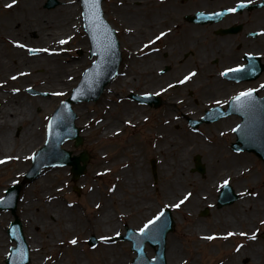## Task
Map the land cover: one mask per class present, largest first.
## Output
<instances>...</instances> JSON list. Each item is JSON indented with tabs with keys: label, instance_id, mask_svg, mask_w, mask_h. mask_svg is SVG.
<instances>
[{
	"label": "rangeland",
	"instance_id": "obj_1",
	"mask_svg": "<svg viewBox=\"0 0 264 264\" xmlns=\"http://www.w3.org/2000/svg\"><path fill=\"white\" fill-rule=\"evenodd\" d=\"M39 1H41L40 10L43 12V18L40 22H37L38 24L35 26L34 30L30 32L19 31V29L15 30V27L12 26L8 20L10 19L9 16L0 14V50L4 62L7 61L5 59L8 57L9 41L7 39V42L6 39L2 37L3 35H8L17 39L20 38L26 42H29L30 39L36 40L34 42H29L31 45L27 47L39 49L36 44L39 43L38 40L40 35L45 31L56 33V29L58 28L56 27V19H45L54 8L60 5V1L56 0V5L51 8H45L44 4L46 0ZM74 3L77 6V11L69 21L71 28L67 29V25L62 23L66 29L69 30H65L69 32L66 37L70 36L72 39L69 40L67 44H63L62 53L59 57L60 61L57 62L64 66L74 65L72 66L74 71L70 70L66 76L63 77V80L60 81L58 86H52L47 83L49 81L46 79L45 68L42 65L37 69V72L40 74V81L37 83H30V80L23 81L21 79L20 82L25 84L23 86H21V83L14 81L6 82L7 84L4 87V83L0 85V88H4L10 93L11 98L13 95L17 96V98L12 101L10 99L8 103L5 102L7 101L5 99L0 102L2 115L4 114L3 109L5 110L8 108L9 110H14L15 115L19 118L29 113H32L35 118H37L39 144H37L35 150L41 147L45 141V125L50 114L54 108L58 106L60 101L69 95L71 89L79 82L84 69L90 65V58L87 55V40L81 26L82 19L79 0H74ZM125 24L127 25L128 21H126ZM114 26L116 27L115 24ZM59 35L60 33L57 36ZM78 49L82 50V54H77ZM36 55H38V52L32 54L25 49L26 57L30 58ZM21 66L23 69L29 68L26 59L21 63ZM13 70L12 67L6 64L1 66L0 80L4 79L2 76L8 77V74H12ZM60 74L61 72L57 76ZM70 76L72 79H69ZM120 82L121 76L113 79L109 85L110 87H105L103 93L95 102H80L73 105V110L77 115L76 125L80 130L83 140L78 146H74L73 140H68L62 147L71 150L74 154H78L82 150L88 152L87 166L82 177L73 181L71 179L69 166L47 167L44 168L40 176L32 182L26 181L22 183L23 175L30 166L31 156L29 159L25 160L26 166L23 172L17 176H14L12 173L15 163L14 160L6 162V166L0 167V195L3 194L4 188L10 184L18 183L20 185L15 216L21 221L23 233L28 241L30 253V261L28 264H53L61 255V257L66 260L67 264H78L76 261L77 259L80 264H101L99 261L101 258H109V250L105 249L103 246L104 244L109 247H114L118 252H122V257L127 259L128 264H131L135 254L130 249V243L127 241L114 240L113 237L122 235L126 226L139 229L145 222L155 216L161 208L166 206L171 209L174 220L173 230L168 233L166 237V251L172 244L178 247V264H222L228 261L230 257L240 255L243 251L247 252L248 244L251 246L254 242L256 245L262 247L264 253V238L262 237V233H264V224L260 223L259 214L253 217L250 212H240L236 209V203L239 200L247 204H252L256 201L264 202V171L259 168L261 163L254 161L255 157H252L248 153L236 154L229 151L225 143L233 139L231 134L221 137L211 128H202V134L192 133L187 128L184 119L178 116H169V114H165V112L162 114L148 113V111L137 106L136 103L128 97L135 89L140 88L145 90L148 87L135 85L140 81L136 82L134 77L132 80L124 82V84L126 83L125 86H122ZM40 83H43V88L37 87ZM26 88L36 91L37 95L26 93ZM13 89H19L18 93L14 94L16 91H13ZM57 92H62L65 95H53V93ZM37 102L39 106L36 107L35 103ZM15 103L21 105L22 109H15ZM136 108L140 109L135 112ZM76 110H78L79 114ZM109 110L121 113L122 116L116 123L119 124V131L110 138L105 139L99 137L100 129H96L95 124L99 121V118L102 117V115L104 116L105 113H108ZM80 111L86 112V115L96 117L95 121L91 124L83 125V117ZM132 112H134V114ZM130 114H133L134 117L142 116L144 119L140 123L134 125L126 123V121L133 119L130 117ZM146 117L147 120L145 121ZM164 118H167L166 120L169 122L172 120L175 121L171 122L170 126L164 125L165 136L166 138L172 137L176 142L181 144L176 150V153L184 152V161L186 163L185 173L194 179V186L191 189L195 187L196 189H203L204 186L211 188V191L203 189L206 194V199L198 205L190 204V201L187 200L181 204L179 208L172 207L171 205L179 203V200L175 201L178 196L177 198H167L163 190L165 187L164 181L167 178V176L163 174L164 169H169L167 161H169V159H174L176 154L168 155L158 153L152 150L151 147L155 144V133L153 128L158 124L162 125L165 121ZM228 125H230V123L227 124V126ZM9 131L10 130L7 128L4 129L3 132L6 134ZM21 132L24 133V126L22 124H17L13 128L11 136L7 138L9 141L7 147H10V149H16L18 147L19 142L17 139L14 140L13 137L19 138ZM17 134L19 135L17 136ZM22 136H24V134ZM13 144L15 145L13 146ZM133 144L136 146L131 147ZM29 146L30 145L24 147L20 146V148L26 150ZM136 149L138 153V165L140 164L142 176L147 177L149 183L147 189L149 196L143 197V195V198L135 196V191L134 193L131 192L133 188L132 185L123 187L119 184V172H122V176L124 177H130V175L134 176L136 173L131 155V152ZM3 152L5 151H2V153ZM196 154L200 155L201 161L205 166L206 170L203 175L193 170V158ZM241 154H244V158L248 160L242 161V159L239 158ZM232 155L235 156L233 157ZM247 155L249 157H247ZM231 156L232 158H236V163L231 161ZM224 158L225 160H223ZM151 159L156 161L157 177L155 180L151 174ZM228 165L229 170L227 171ZM245 167H249L250 172L244 173L242 170H244ZM49 172H51V178L54 180L53 184L59 188V195L56 198L57 202L65 208V211L60 213L61 219L57 220L58 211L56 208L49 207L48 218H46V222H44L49 228L46 229L45 233H40L38 230L35 231L29 228L24 221L23 215L25 212L22 209V204L25 202V188L35 186L36 180L43 178ZM228 173L230 176L229 183L239 192V197L233 204L217 208L215 206V200L218 193V186L222 185V181L225 180V175H228ZM237 173H242L240 174L241 177L233 175H237ZM254 173H257L255 179L251 177ZM113 187H116V192L114 195H109L110 189ZM190 187L189 185L182 187V191L189 190ZM76 189H79L78 193ZM91 195H93V197H91ZM134 196L137 199H133ZM105 202H107L106 206L112 217L111 223L114 224L108 227L110 223L108 222L103 226H95L94 219L102 215ZM47 205L48 203L44 202L41 207L48 209ZM69 205H71V207H69ZM97 205H99V207H97ZM138 205H142V210H146L144 214L135 211ZM37 207H39V205L34 209ZM204 207H207L209 212L206 216H200L199 213ZM29 212L28 214L30 216L35 214L39 217V212H35L33 209ZM63 214L65 217H62ZM223 216L231 218L233 222L232 225L229 226L238 230V232H244L246 234L255 232L256 239L247 240L246 236L241 235H234L225 239L224 233L227 234L228 232H233V230L229 226L220 229L218 226L220 220L217 221V219H221ZM11 220L12 215L9 211H0V251L3 253H0V264H4L6 257L4 253H6L9 246L12 245L5 234V230ZM67 226H70L69 228L71 229H65ZM41 227L42 224L39 225V229ZM221 230H224L223 234H219L222 232ZM33 235L38 238V241H33ZM91 235L97 238V243L93 247L89 246L87 243ZM209 235H213L215 238L213 240L203 239V237ZM102 236H107L111 239L104 243L100 239ZM73 237L78 240L76 248L68 243ZM56 241L59 243L56 244ZM62 241L63 243H61ZM237 245H242L243 247H241L239 251H236ZM145 251L149 257L153 256V248L150 246L146 245Z\"/></svg>",
	"mask_w": 264,
	"mask_h": 264
},
{
	"label": "flooded vegetation",
	"instance_id": "obj_2",
	"mask_svg": "<svg viewBox=\"0 0 264 264\" xmlns=\"http://www.w3.org/2000/svg\"><path fill=\"white\" fill-rule=\"evenodd\" d=\"M237 2L133 0L134 13L129 25L133 28V47L138 59L137 76L158 92L159 108L168 102L169 91L174 92L175 99L185 94L182 116L190 117H199L211 107L225 113L230 99L247 89L264 95L261 88L264 84V34H260L264 29V0L251 3L244 0V8L235 13L226 12ZM161 31L167 35L145 48L149 39H154ZM238 65L245 66L244 70L220 76L226 68ZM253 69L260 71L255 79ZM193 71L196 75L189 81L176 83ZM168 84L174 87L168 88ZM161 88L166 91L161 92ZM224 118H238V115L230 112Z\"/></svg>",
	"mask_w": 264,
	"mask_h": 264
},
{
	"label": "bare ground",
	"instance_id": "obj_3",
	"mask_svg": "<svg viewBox=\"0 0 264 264\" xmlns=\"http://www.w3.org/2000/svg\"><path fill=\"white\" fill-rule=\"evenodd\" d=\"M60 5L54 8L52 10L47 18L45 20H55L56 19V33L54 32H44L42 35L39 36L38 44H36L39 49H49L48 52H39L38 55L34 57H26L25 56V49L27 48H19L15 46L13 43L14 41H18L21 44H24L26 46H30L31 43L29 42H34L36 40L30 39L29 42L23 41L22 39H17V38H12L10 36L3 35L8 42L9 50H8V57H6L4 62L3 60V55L0 50V67L3 66L4 64L12 67L14 70L12 71V74H8V77H3V81L5 82H18L21 83V86L25 85L23 82H20L22 79L23 81L25 80H30V83H37L40 81V74L37 72V69H39L42 65L45 68V74H46V79L47 83H49L52 86H58L60 84V81L63 80V77L66 76V74L74 69L72 66L74 65H68L64 66L60 63H57L60 61L59 57L60 54L62 53V46L63 44H60L59 41L61 39H65L66 35L69 32L67 30L68 28L70 29L71 26L69 25L70 19L74 16V14L77 11V6L74 3V0H59ZM40 3L41 1L39 0H17L15 4H13L10 8L5 7L7 4H12V0H0V14H6L9 16L10 19L9 22L12 26L15 27V30L19 29V31H33L35 26L38 24L37 22H40V20L43 18V12L40 10ZM130 16V15H129ZM126 16V17H129ZM129 19H133V16H130ZM128 19V20H129ZM64 25H67V29ZM1 24V22H0ZM70 26V27H69ZM11 27V26H10ZM12 27V28H14ZM9 28V29H12ZM66 30V31H65ZM60 33L59 36H57ZM132 37H130L131 39ZM3 59V60H2ZM26 59L27 64H29L28 69H23L21 66V63ZM71 71V72H72ZM61 74L57 76L59 73ZM20 73H26L27 75H20ZM15 76L16 79H12L11 77ZM2 80V79H1ZM130 81L127 79H121V84L122 86H125L124 82ZM2 83L0 82V85ZM43 83H40L37 85V87L43 88ZM4 87V86H3ZM108 86L107 88H109ZM7 91L4 88H0V101L2 100H7V103L11 99L14 100L17 98V96H10V93H6ZM8 97V98H7ZM22 97V95H21ZM10 101V102H11ZM11 105V104H10ZM36 107L39 106L38 102L35 103ZM15 109H22V106L19 105L18 103H15ZM35 107V108H36ZM1 109L0 107V159H3L4 157H13V159L7 160L6 162L14 160V167H13V175L17 176L21 174L25 168V157H28L30 154L33 153L35 150L37 144H39V135H38V124H37V118L32 113H29L26 116H22L21 118L17 117L15 115L14 110L12 111L7 109H3L4 114H1ZM139 108H136L135 112H137ZM77 113L79 114L78 110H76ZM83 120L82 124L83 125H88L91 124L92 122L95 121L96 117L92 115H86V112L80 111ZM134 114V112H132ZM133 114H130V117L133 119L130 120L131 124H136L140 123L143 121L142 116H136L134 117ZM122 116L121 113H117L116 111L109 110L108 113H105V115L99 118V121L95 124L96 129H100L99 132V137L101 138H110L113 134L118 132V127L119 124H116L119 120L120 117ZM19 118V120H18ZM165 121L164 123L158 124L153 128V131L155 133L154 136V146L151 147L152 150L158 152V153H164V154H176V157L174 159H169L167 161L168 168L169 169H164V176H167L166 180L164 181L165 187H164V192L167 196V198H178L175 201H180L183 199V197L187 193H191L192 195L189 197L190 204L193 205H198L200 202L204 201L206 199V194L203 189H207L208 191H211L210 187L204 186L203 189L199 188L196 189H191L194 186V179L190 176H188L185 173V166L186 163L184 161V152H179L176 153V150L181 146L180 143L176 142V140L172 137L166 138L165 136V126H170L171 122H175L174 120L172 121H167V118H164ZM22 124L24 126V133L21 132V135L19 138H14L17 139L19 142V145L16 149H13L10 147H7L9 141L7 138L11 136L12 130L16 125ZM9 129L10 131L8 133H4V129ZM24 134V136H22ZM19 134H17L18 136ZM24 138V139H23ZM12 139V138H11ZM16 142V141H14ZM36 143V144H35ZM15 144H13L14 146ZM30 145L28 149L23 150L20 148V146H27ZM136 145L133 144L131 147H135ZM13 149V150H12ZM2 151H5L2 153ZM137 149L131 152L132 159H133V164L135 166V174L134 176L130 175V177H124L122 176L123 173L119 172L120 176V185L123 187H128L130 185L133 186L131 192L134 193L135 191V196L143 198V197H148L149 194L147 193V189L149 187V183L147 181V177L142 176V172L140 170V164L138 165V155H137ZM6 162L3 164H0V167L6 166ZM233 163H236V158L232 160ZM221 163V162H220ZM130 174V173H129ZM133 174V173H132ZM255 179L256 175L251 176ZM252 178V179H253ZM35 186H29L25 188V202L22 204V209L24 210V215L23 219L27 223L29 228L34 229L35 231H39L40 233H45L46 229L49 228V226L45 225L44 222H46V218H48V213H49V207L56 208L58 211L57 213V220L61 219L60 213H63L65 211V208L57 202V197L59 195V188L58 186L54 185V180L51 178V172L47 173L43 178H40L36 180ZM124 184V185H123ZM191 186L189 190H184L182 191V187L185 186ZM129 191V190H128ZM116 192V187H113L111 191L109 192V195H114ZM182 194V195H181ZM124 195V194H123ZM144 195V196H143ZM134 196L133 199H137ZM143 196V197H142ZM93 197V195H91ZM44 202L48 203V209H44L41 207L43 206ZM107 202L104 203V210L102 212V215L97 216L94 219L95 226H103L104 224L109 223L108 227L112 226V217L109 214L108 207L106 206ZM37 205L36 209H34ZM238 211H246L250 212L253 217H256V215L259 214L260 220H264V202H253L252 204H247L243 201H238L236 203ZM106 206V207H105ZM142 205H138L135 209L136 212H142L144 214L146 210H142ZM150 208V207H149ZM148 208V209H149ZM35 211L39 212V217H37L35 214H32L31 216L29 215V211ZM240 209V210H239ZM40 210V211H39ZM29 212V214H28ZM239 214V213H236ZM62 217H65L63 214ZM220 220V221H219ZM219 221V227L222 229V227H226L229 225H232V220L231 218L227 216L221 217V219H217ZM42 224V227L39 229V225ZM70 226L65 227V229H71L69 228ZM230 227V226H229ZM233 230V233H236V236H240L238 230L234 229L233 227H230ZM222 231V230H221ZM224 230L220 232L219 234H223ZM251 236V233H248L246 236L249 238ZM250 239V238H249ZM33 241H38V238L33 235ZM103 241V240H102ZM59 242L56 241V244ZM105 243V241H104ZM103 243V244H104ZM105 249L109 250V258L108 257H103L99 261L101 264H128V261L126 258L122 257V252H118L115 250L114 247H109L108 245L104 244L103 245ZM34 247V246H33ZM74 248H76V245H73ZM248 250L247 252L243 251L240 255H236L234 257H230L228 261L225 263L223 262L222 264H264V253L263 249L260 245H256L255 242L249 246L248 244ZM2 251H0L1 253ZM3 254V253H1ZM178 254L179 250L178 247L175 244L170 245V247L166 251V260L168 264H178ZM62 256V255H61ZM56 260L53 264H67L66 260L61 257ZM100 258V257H99ZM97 258V259H99ZM78 264L79 260H76Z\"/></svg>",
	"mask_w": 264,
	"mask_h": 264
},
{
	"label": "water",
	"instance_id": "obj_4",
	"mask_svg": "<svg viewBox=\"0 0 264 264\" xmlns=\"http://www.w3.org/2000/svg\"><path fill=\"white\" fill-rule=\"evenodd\" d=\"M51 3H47V6H51ZM88 21H86V28L89 31L88 27ZM91 33V32H90ZM112 52H110L109 56H110V62H116V58H115V51H116V45L112 48ZM114 57V58H113ZM101 67L103 66V64H101ZM96 71L93 69V67L90 69V72ZM111 75H109L106 80L104 79V74H101L99 76V78L97 77V79H99V81H104V83L102 84V86L109 80ZM85 91H91V88L85 89ZM87 93L83 92L82 97L81 98H86ZM75 101V100H74ZM60 119L63 122V125L61 126L57 120ZM75 119V116L73 115V113L71 112L70 108H69V100L63 102L62 104V108L60 110H57L52 119H51V127H48V143L46 145V147L42 148L40 153L38 154V157H41L42 155L46 156L49 152V150H54L56 152V150L59 152V157L57 156H53L51 157V161H43L39 164L36 165L35 169H38L39 167L45 165V164H49V163H55L57 162L58 164H71L72 165V172H73V177L76 178L78 177L84 170V164L86 161V156L84 154H80L78 157L74 156V157H70V152L68 151H64L61 149H58L60 143L69 138V137H75L76 138V142L75 144L80 143L81 138L77 135V129L74 127L73 121ZM64 132H67V135L64 139H61L62 134H64ZM256 132L252 131V133H250V135H255ZM260 135H262V139H260V143L259 144H253L250 140H248L247 142H243L244 146L243 148H246L247 150H254L256 151L259 156L261 158L264 159V126L261 128L260 130ZM241 140V139H240ZM249 145V146H248ZM247 146V147H245ZM49 158V157H47ZM196 163H197V169L199 171L202 172L203 168L202 165L199 163V157H196ZM82 161L83 165H79V162ZM14 191H16V188L13 189ZM236 194L233 193V191L230 189V187H224L221 190V193L219 195L220 200H219V204H226V203H230L232 202L235 198H236ZM8 201L11 202V207L12 209H14L15 207V200H12V197L8 198ZM3 205H0V207H2ZM171 224H172V220L169 216L168 213H166V218H164V225L160 230V233L158 235V238L154 241H150L152 245H157L158 243L160 244L161 248L158 251V256L157 259L155 260H146L143 249H142V245H143V240H137V239H133V249L136 250L137 252V259L139 261H144V263L146 264H164V259H163V255H162V246H163V237L165 235V233L171 228ZM8 233L10 234V237L12 239H15L17 241V247L16 248H12L11 252H10V256L7 260V264H24L27 261V255H26V243L24 241V238L21 234V226H20V222L15 219V221H13L11 223L10 228L8 229ZM146 232L142 235H145ZM129 236V232L128 235ZM154 239V238H152Z\"/></svg>",
	"mask_w": 264,
	"mask_h": 264
},
{
	"label": "snow or ice",
	"instance_id": "obj_5",
	"mask_svg": "<svg viewBox=\"0 0 264 264\" xmlns=\"http://www.w3.org/2000/svg\"><path fill=\"white\" fill-rule=\"evenodd\" d=\"M17 2V0H12V4H7L5 5V7L10 8L13 4H15ZM247 3H251L252 0H246ZM81 3L83 5V11L81 13L83 19L85 21H88V29L91 32L92 35V40L93 43L95 45V47L97 48L96 53H94L95 55H99V56H107L108 53L111 51V49L115 46L112 41H111V29L107 27V25L105 24V22L102 19V16L100 14V10H99V5H100V0H81ZM245 7V2L244 0H238V2L236 3V5L234 7H230L226 9V12L228 13H235L238 11V9H242ZM214 15L220 16L223 15V13H215ZM128 31H131V29H128ZM169 31H171L169 29ZM260 34H264V29L261 30ZM167 35L166 32L161 31L159 32L158 35H156L154 37V39H149L148 44H145L144 47L147 48L149 45L154 44L156 41H159L162 37H165ZM255 35V34H254ZM72 37H66L65 39H61L59 41L60 44H67L69 40H71ZM15 44V46L19 47V48H26L27 46L24 44L19 43L18 41H14L13 42ZM27 51L29 53H37V52H48L49 49H36V48H27ZM251 55V54H249ZM243 65H238L235 68H226L223 72L220 73V76H227L228 73L230 72H241L242 70H244ZM93 69L96 70L95 71V76L99 77L101 75V65L96 62L93 61ZM161 71H163V69H161ZM20 75H27L26 73H20ZM85 76L88 75V71L86 70L84 73ZM196 75V73L193 72H188L187 75H184L182 79L178 80L176 83L178 84H184L185 82L189 81L192 77H194ZM13 80L16 79L15 76L11 77ZM69 79H72V77L70 76ZM174 85L173 84H168V88H173ZM261 88H264V85H261ZM13 91H19V89H13ZM77 94H73L72 95V99L76 100L78 99V95H82L83 93L81 92L80 89H76L75 90ZM166 91V89L161 88V92ZM256 91L255 89H247L245 91H241L238 94H236L235 96L232 97V100L237 103L240 104L241 106H250V102L252 99V94L253 92ZM53 95H57V96H63L65 95L62 92H57V93H53ZM144 95H150L149 93H145ZM63 103V102H61ZM217 104L220 103V101H216ZM147 119V117L145 118ZM126 123H130V121H126ZM49 127H51V124L49 125ZM237 127H239V125H237ZM235 131V129H233ZM13 159V157H4L3 159H0V164L5 163L7 160ZM25 159H28V157H25ZM229 181L228 180H223L222 181V185H228ZM111 190V189H110ZM191 193H187L182 200L179 201V203L173 204L171 205L172 207L175 208H179L181 204H183L185 201H187L189 199V197L191 196ZM4 198L0 197V202H3ZM69 207H71V205H69ZM97 207H99V205H97ZM167 207V206H166ZM163 213H157V215L153 216L152 219H149L147 221V223H145L143 225V227H141L139 229V232L141 234H144L146 232V230L149 229L150 226L156 224L157 222L160 221V219L162 218ZM261 224H264V220H262L260 222ZM236 235V233L233 232H228L224 238L227 239L228 237L234 236ZM239 235L241 236H246L247 234L244 232L239 233ZM215 237L213 235H209L206 237H203V239L206 240H213ZM250 239L255 240L256 239V233L253 232L251 234V236L249 237ZM101 240L103 241H110V237L107 236H102L100 237ZM63 243V241L61 242ZM68 243L72 244V245H76L78 243L77 238L73 237L70 241H68ZM243 247L242 245H237L236 246V251H239L240 248Z\"/></svg>",
	"mask_w": 264,
	"mask_h": 264
}]
</instances>
